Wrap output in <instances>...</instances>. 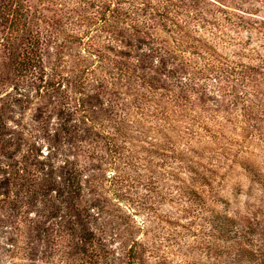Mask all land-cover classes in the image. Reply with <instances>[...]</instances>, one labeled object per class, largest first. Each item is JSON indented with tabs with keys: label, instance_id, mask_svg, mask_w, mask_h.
I'll use <instances>...</instances> for the list:
<instances>
[{
	"label": "rangeland",
	"instance_id": "obj_1",
	"mask_svg": "<svg viewBox=\"0 0 264 264\" xmlns=\"http://www.w3.org/2000/svg\"><path fill=\"white\" fill-rule=\"evenodd\" d=\"M23 2L42 60L0 45V264H264V0Z\"/></svg>",
	"mask_w": 264,
	"mask_h": 264
},
{
	"label": "trees",
	"instance_id": "obj_2",
	"mask_svg": "<svg viewBox=\"0 0 264 264\" xmlns=\"http://www.w3.org/2000/svg\"><path fill=\"white\" fill-rule=\"evenodd\" d=\"M24 0H0V26H3V28H5L6 31H4L3 35L0 36V45L3 48V50H8L9 52V57L10 59L15 62V67L17 65L16 70L22 72L23 75L27 76L29 73L33 72L32 70H35L34 68L37 66V62L40 59V61L42 60L41 55H39V43H38V39L36 37H30L28 36V32L25 34L21 35L16 34V32H18L19 30L23 31L24 27V23H22L23 21V7L25 8V4L23 2ZM105 26H109L112 25L111 23H108L107 21H103ZM15 34V35H13ZM23 48V53L20 54V58H19V52H17L18 49H22ZM177 50L175 51H171V53H166L165 51H156L157 54H159V62L162 63L163 61L166 63L167 60L174 58L176 56L177 59V53L180 49H178V47H176ZM156 49L151 48L149 50V56L148 57H152V53L150 52H154ZM134 53V52H133ZM126 55H128L130 57L129 60H131L132 56L130 53H126ZM157 56V55H156ZM98 57L100 58V65H103L105 63L108 64H113V66H116V63H113L112 60L110 59H105L103 54H99ZM141 57V56H140ZM144 56H142V60L141 61H145ZM120 63V62H119ZM124 69L117 67L118 71H119V76H125L126 75H130V74H134V75H138L139 73H141L140 75H145L148 73V70L146 72H142V70H144V68H149V67H145L143 66L142 63H134L132 64L131 62H129V65H126L125 63L123 64ZM88 67L85 68V80H87L86 75L89 74L90 78H93L92 74V70L88 71ZM166 70L169 72V75L173 72H175L174 70V66L172 65V67H168L166 68ZM174 75V74H173ZM156 81V79H155ZM82 104V110H84V105H83V101L81 102ZM80 104V105H81ZM1 125V123H0ZM3 126V125H2ZM183 155L181 154L179 156V160L184 162V168L189 172H194V174H197V167H194L193 165H189L187 161H185L183 159ZM69 175L72 177H68L69 179V184L65 185L68 188H72L75 185H77L79 183V179H78V175H76L75 173H73L72 171L69 172ZM206 176L205 175H198L197 177H195L194 181H198L202 184H204V182L206 181ZM183 189H185V191H188V193L194 197V199H201V193L196 189V188H186L183 187ZM60 191L63 192H67L69 193L70 191H66L65 187H62L59 189ZM76 189H72V191H74ZM211 222L213 224V227L216 229V232H218V235L221 236L223 239H226V241H232L233 243H239V240L241 241L242 239L245 238V232L243 231V229L238 228V226H236L233 218H230L228 216H226L225 214H215L212 219ZM228 252V259L232 262L235 260H243L245 258H249L251 256H253V252L248 250L247 248L244 247H240L238 249H235L234 251H227ZM253 254V255H252Z\"/></svg>",
	"mask_w": 264,
	"mask_h": 264
}]
</instances>
